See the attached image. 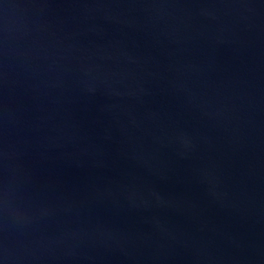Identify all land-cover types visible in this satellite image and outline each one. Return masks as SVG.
Returning <instances> with one entry per match:
<instances>
[{
	"label": "water",
	"instance_id": "1",
	"mask_svg": "<svg viewBox=\"0 0 264 264\" xmlns=\"http://www.w3.org/2000/svg\"><path fill=\"white\" fill-rule=\"evenodd\" d=\"M0 264H264V0H0Z\"/></svg>",
	"mask_w": 264,
	"mask_h": 264
}]
</instances>
